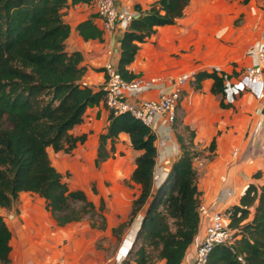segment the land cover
I'll return each mask as SVG.
<instances>
[{"label": "crops", "instance_id": "obj_1", "mask_svg": "<svg viewBox=\"0 0 264 264\" xmlns=\"http://www.w3.org/2000/svg\"><path fill=\"white\" fill-rule=\"evenodd\" d=\"M116 1L129 9L139 5L146 10L158 0ZM62 17L71 29L65 40L66 50L83 56L81 65L86 73L82 83L95 90L102 88L106 81L104 65L109 61L118 64L125 29L118 26L113 32L104 30L95 0L76 4L69 1ZM87 20L103 32L102 38L86 39L82 35L78 26ZM263 43L264 0H191L175 24L158 26L151 37L140 43L129 69L137 78L162 80L135 97L159 99L175 86L174 79L191 72L222 70L237 80L254 62L250 48ZM212 85L211 78L204 79L200 87H196L195 77L184 83L177 112L196 133L198 154L194 167L200 202L207 208L182 264H193L215 209L238 204L251 183L264 184V96L244 90L234 103L225 101L229 107H222ZM109 114L104 103L88 107L84 121L71 130L75 136L85 134L86 141L79 142L72 153L48 148L58 171L79 175L76 179L67 177L70 186L84 190L96 207L103 203L105 227L99 222L92 225L89 217L59 225L44 197L22 191L12 208L0 207L12 235L10 264H123L145 207L118 234L113 230L128 223L133 199L141 192V186L131 178L140 151L132 147L128 133H121L114 157L100 162L99 171H91L98 161L100 135L106 131ZM152 130L157 137L155 188L180 156L177 132L181 128L170 129L167 118L157 116ZM258 172L261 174L257 176ZM165 263L159 259L154 264Z\"/></svg>", "mask_w": 264, "mask_h": 264}, {"label": "trees", "instance_id": "obj_2", "mask_svg": "<svg viewBox=\"0 0 264 264\" xmlns=\"http://www.w3.org/2000/svg\"><path fill=\"white\" fill-rule=\"evenodd\" d=\"M69 1L92 0H0V207L12 208L20 192L30 191L46 199L59 225L100 216L104 228L103 203L96 207L84 190L73 189L67 180L70 173L58 171L48 152L52 147L56 152L72 153L79 142L86 141L85 134L75 136L71 130L84 121L87 108L100 103L107 107L103 87L95 90L82 83L86 73L82 54L66 50L71 29L63 21L62 10ZM190 1L158 0L146 10L136 6L140 15L125 29L117 64L124 79L137 78L129 66L140 43L158 26L175 24ZM78 30L86 39L102 38L103 34L91 20L80 23ZM227 75L216 69L199 71L196 87L204 79H213L212 92L220 97L222 107H229L224 93ZM109 111L106 131L100 135L98 161L114 157L116 142L124 132L130 135L132 147L140 151L131 178L141 186V192L133 199L128 223L113 230L118 234L145 207L123 264H154L158 259L182 264L201 218L194 167L196 133L177 113L172 128H181L177 132L181 153L154 188L155 132L128 112ZM231 210L235 239L231 244L216 245L208 264H264V184L251 183ZM11 236L0 215V264L11 263Z\"/></svg>", "mask_w": 264, "mask_h": 264}, {"label": "built area", "instance_id": "obj_3", "mask_svg": "<svg viewBox=\"0 0 264 264\" xmlns=\"http://www.w3.org/2000/svg\"><path fill=\"white\" fill-rule=\"evenodd\" d=\"M95 4L97 15L103 21V29L109 32H113L118 26L126 29L140 15L137 9L120 6L116 0H95ZM249 54L254 62L245 68L240 78L233 80L229 75L225 76L224 93L228 103H234L236 96L244 90H249L260 98L264 96V43L252 46ZM104 72L106 81L103 90L108 109L116 114L128 112L151 128L155 117L165 116L170 129L182 100V85L196 74H183L174 79L175 86L164 91L159 99H149L137 98L135 94L154 88L162 78L126 80L118 71L117 64L111 61L104 65ZM199 211L201 216L205 215L206 206L201 204ZM231 215L229 206L215 209L211 213L205 235L196 249L193 264H208L210 253L216 245L231 244L234 241L235 230L230 226Z\"/></svg>", "mask_w": 264, "mask_h": 264}, {"label": "rangeland", "instance_id": "obj_4", "mask_svg": "<svg viewBox=\"0 0 264 264\" xmlns=\"http://www.w3.org/2000/svg\"><path fill=\"white\" fill-rule=\"evenodd\" d=\"M186 135H188L187 133H186ZM198 152V151H197ZM200 152V151H199ZM100 163V161H97V163H96V165L95 166H93L91 169V171H94L95 169H96V171H99V169H100V167H99V164ZM70 173V172H69ZM70 176H73V178H77L79 175L77 174V173H70L69 174V177ZM78 204H80V203H78ZM90 219V218H89ZM92 221H95V222H99V223H101V221H102V219H101V217L100 216H95V218H93V220ZM140 227V226H139ZM138 231V230H137ZM137 233V232H136ZM135 237H136V235H135ZM134 240H135V238H134ZM134 240H133V242H132V244H131V246L129 247V250L131 249V247H132V245H133V243H134ZM125 258H126V256H125ZM124 258V259H125ZM159 260V259H158Z\"/></svg>", "mask_w": 264, "mask_h": 264}]
</instances>
